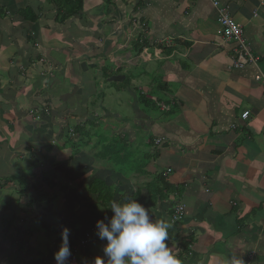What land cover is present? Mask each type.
Masks as SVG:
<instances>
[{"label": "crops", "instance_id": "1", "mask_svg": "<svg viewBox=\"0 0 264 264\" xmlns=\"http://www.w3.org/2000/svg\"><path fill=\"white\" fill-rule=\"evenodd\" d=\"M217 1L257 65L236 66L241 49L223 42L211 0H83L66 21L71 0H0V264H56L61 234L44 254L35 241L14 248L12 237L42 233L49 204L63 199L70 264L103 257L97 221L113 215L112 202L132 200L170 224L174 207L186 206L167 242L182 264H264V0ZM126 82L135 113L119 118L95 99L111 88L122 107ZM101 110L120 119L114 141L120 135L133 160L114 159L118 149L91 128L81 139ZM99 175L115 196L94 208L84 186Z\"/></svg>", "mask_w": 264, "mask_h": 264}, {"label": "clouds", "instance_id": "2", "mask_svg": "<svg viewBox=\"0 0 264 264\" xmlns=\"http://www.w3.org/2000/svg\"><path fill=\"white\" fill-rule=\"evenodd\" d=\"M110 209L113 215L96 223V235L107 243L103 257H96L94 264H182L167 243L170 223L153 219L149 208L137 200L112 202ZM69 236L70 229L64 227L60 249L54 254L56 264H67L72 255ZM227 264L244 262L232 256Z\"/></svg>", "mask_w": 264, "mask_h": 264}, {"label": "rangeland", "instance_id": "3", "mask_svg": "<svg viewBox=\"0 0 264 264\" xmlns=\"http://www.w3.org/2000/svg\"><path fill=\"white\" fill-rule=\"evenodd\" d=\"M121 85L125 89L124 93H123L125 100H124V103H123L122 107H121L122 103H117L116 100H115L116 98L114 100H112L113 98H111V97L118 96V95H116V90H114V94H113V89L107 88V87H105L106 89L105 88H101V89H99V91L101 93L105 92V94L107 92V93H109L110 96H108L106 94L107 96L104 95L105 98H99V99L96 98L95 101L99 100V102L102 104L106 100L107 103H104V106L108 107V109L110 110V113L113 112L119 118L128 117V116H129V118H132L134 116V113H135L134 109L132 108L134 106L128 104L129 103L128 101L132 99L129 96V94H128V91L131 88L132 84L130 85V84H128V82H126V83H123ZM99 87H103V86L99 85ZM97 116H99L98 123H95V122H97V120L95 122L91 121L88 125H83L84 127H80V130H78V134L81 135L80 136L81 139L84 137V134H86V131H88L91 128V132L93 131V133H96V135L94 136L95 139H96V136L98 134L99 137H103L104 139H106L108 144L114 145V147H115L114 151H116L118 149V151L113 155L114 159H116L117 156H118L119 159L121 160V158H123V156L126 157V155H128L129 160H133V158H134L133 154H129L128 153V151H129L128 146H124L125 145V141H123V139L120 138V135L116 139V141H114L115 139L113 137V135H114L113 133H114L115 128L117 127V126H115V124H119L120 123V119H115L114 120L115 124H114V123H112V121L106 120L107 119L106 117H104V118H106L105 120L103 118H100V116H104L103 110H101L97 114ZM93 123H95V124H93ZM90 124H93V125H90ZM114 126H115V128H114ZM121 147H123V148H121ZM88 150H91V149L88 148ZM72 152H74L73 149H72ZM105 152L111 153V150L108 149L107 151H103L100 155H96V156L94 155L96 160L98 161V163L101 164V165H104V163L106 165L108 164L107 162H105L106 161L105 160L106 159V157H105L106 153ZM95 153H96V151H90V155L91 156L93 154H95ZM68 155H69V153H68ZM99 159H102V160L99 161ZM126 164L127 163H123L122 166L126 165ZM94 180H97L99 182L104 181V176H102V177L100 175L97 176V177L95 176ZM83 181H85V179L81 180V182H83ZM77 185H79V184H77ZM84 188L89 193L88 195L90 197H91L90 194H94L95 189H93L94 188L93 185L91 186V184H90V186H88V187L84 186ZM77 189H80V188H77ZM100 189L101 188L98 185L97 191L100 190ZM56 190L59 191V189L57 187H56ZM33 193H34V195H37V190H34ZM58 198L61 199L62 196L59 195ZM66 202L67 201H65L63 199V204H53V202L50 203L49 204V208L45 212V216H44V218H45L44 222H45V224L47 226V229L44 230L42 233L40 231H33L32 232V231H29L28 229H25L22 232V234L19 236L20 238H17L16 237V233H15L13 235V237H12L13 240L15 241L13 247L14 248H18V250L21 249V248L24 249V250L25 249L29 250V249H31L33 247V245H34L33 243L35 241L36 243H38L37 247H39V250L37 251V253L44 254L47 248L45 249V248H43V246H45V245L50 246V244H52L55 240L58 239L57 234H61V232H62V230L60 229V227H62V223H61L60 220H57V212L59 211L58 208L64 207ZM106 206H108V204L104 205V207H106ZM41 222L35 223V224L40 225ZM95 232H96V230L94 231V233ZM48 238H50V240H48ZM21 246H23V247H21ZM34 246H36V245H34ZM23 259L24 260L32 259V256L28 257V254L25 253L23 255ZM39 260L41 261L42 257H39Z\"/></svg>", "mask_w": 264, "mask_h": 264}, {"label": "built area", "instance_id": "4", "mask_svg": "<svg viewBox=\"0 0 264 264\" xmlns=\"http://www.w3.org/2000/svg\"><path fill=\"white\" fill-rule=\"evenodd\" d=\"M216 8L221 11L220 23L222 25V30L220 37L222 38L223 42H232L234 41L237 43L241 49V56L236 66L240 69H244L248 64L257 65V59L254 57L250 46L246 43L244 39V32L242 26L234 22L232 19L229 10L224 8L219 1L211 0ZM163 110H168L169 106L162 105ZM45 113L47 111H44ZM40 113V112H36ZM48 113V112H47ZM35 113L33 112V115ZM249 113H245L243 118H247ZM162 140L156 141L157 145H160ZM168 172H171L169 170ZM186 216V206L183 203H178L174 207L173 215L171 216V224L176 225L177 223L181 222Z\"/></svg>", "mask_w": 264, "mask_h": 264}, {"label": "trees", "instance_id": "5", "mask_svg": "<svg viewBox=\"0 0 264 264\" xmlns=\"http://www.w3.org/2000/svg\"><path fill=\"white\" fill-rule=\"evenodd\" d=\"M63 3L65 4V2H63ZM83 5H84L83 0H71L70 7H68L67 4H65V6H64L65 10H64V12H62V14H64V15L61 14L62 16H60V20L66 21L67 19L74 17L76 14L80 13V11L83 10ZM59 15H60V13H59ZM92 185L94 186L93 189H95V191H94V194H90V195L97 202V204L94 206V208H96L98 204H102L103 206L106 204L109 205L110 201H111V196L112 197L115 196V193L112 191V189H110V188L108 189L107 185H105V183L103 181L99 182V181L95 180ZM98 185L100 186L101 189L97 191ZM167 188L171 189L169 186H167ZM107 193L109 195L111 193L112 194L109 196ZM93 195L95 196V198ZM9 228L10 227H7V230H9ZM71 244H73V242H71ZM21 247H23V246H21ZM187 247H188V242L184 243V249L187 250ZM67 264H70V263H67Z\"/></svg>", "mask_w": 264, "mask_h": 264}, {"label": "water", "instance_id": "6", "mask_svg": "<svg viewBox=\"0 0 264 264\" xmlns=\"http://www.w3.org/2000/svg\"><path fill=\"white\" fill-rule=\"evenodd\" d=\"M123 79V77H121V76H114V77H112V79H110L111 81H120V80H122Z\"/></svg>", "mask_w": 264, "mask_h": 264}]
</instances>
